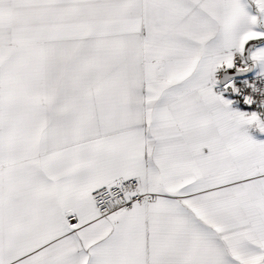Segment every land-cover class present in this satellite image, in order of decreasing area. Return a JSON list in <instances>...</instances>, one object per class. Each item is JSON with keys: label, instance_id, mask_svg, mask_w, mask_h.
I'll return each mask as SVG.
<instances>
[{"label": "snow or ice", "instance_id": "obj_1", "mask_svg": "<svg viewBox=\"0 0 264 264\" xmlns=\"http://www.w3.org/2000/svg\"><path fill=\"white\" fill-rule=\"evenodd\" d=\"M0 264H264V0H0Z\"/></svg>", "mask_w": 264, "mask_h": 264}]
</instances>
